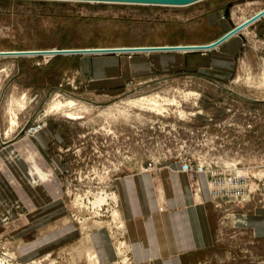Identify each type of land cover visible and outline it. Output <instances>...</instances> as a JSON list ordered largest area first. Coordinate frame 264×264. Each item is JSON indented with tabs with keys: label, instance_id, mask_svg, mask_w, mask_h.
Instances as JSON below:
<instances>
[{
	"label": "rangeland",
	"instance_id": "374dc122",
	"mask_svg": "<svg viewBox=\"0 0 264 264\" xmlns=\"http://www.w3.org/2000/svg\"><path fill=\"white\" fill-rule=\"evenodd\" d=\"M262 8L264 0H0V153L12 163L7 146L33 138L57 170L58 219L78 236L52 250L23 246L45 232H19L29 224L20 201L0 200V254L8 249L21 264H94V253L104 264L96 231L109 242L106 264H152L134 259L117 183L151 174L157 185L165 169L186 176L194 202H202L200 178L209 196L213 245L184 264H264V16L230 37L241 42L230 58L235 41L195 52L43 53L212 44Z\"/></svg>",
	"mask_w": 264,
	"mask_h": 264
},
{
	"label": "crops",
	"instance_id": "0c3cea01",
	"mask_svg": "<svg viewBox=\"0 0 264 264\" xmlns=\"http://www.w3.org/2000/svg\"><path fill=\"white\" fill-rule=\"evenodd\" d=\"M262 10L264 9L262 8L260 11ZM257 20L249 22L240 30ZM259 21L261 20L256 23ZM231 28L230 30H232ZM262 30L264 31V28ZM231 39L230 37L226 38L217 47L230 45L235 41L237 44L234 43V46L231 44L227 47V52L225 51V55L229 58L230 50L235 49L232 47L241 44V42H236V38ZM49 132L47 130L41 136L46 138ZM7 147H9L7 149H14V154H12L15 156L14 162L7 164L0 153V167L3 166L0 168V200L20 201V210H24L29 224L25 228H21L19 232H33L38 229L45 232L33 242L23 244V246L35 244V249L40 250L49 245L48 248L52 250L62 243L70 242L74 237L77 238L75 226L70 222H65L64 218L63 220L58 219L64 215V210L60 206L62 205L60 197H54L59 193V181L55 176L57 170L53 164H49L43 150L33 149V138H25ZM38 172L45 176V180L39 176ZM160 176L157 185H155L151 174L130 176L119 180L117 186L121 204L120 214L124 219L128 240L136 262L150 260L152 264H184L187 258L194 257L213 245L205 202H203L208 200L209 196L204 181L200 177L199 183L203 190L202 202L196 203L190 196L187 178L184 174H173L162 169ZM11 179L13 184L8 183ZM29 210H32L33 213H30ZM58 220H61L60 224H58ZM51 223H55L56 226L51 227ZM61 230L62 232L68 231L65 233L68 235L64 239H61L59 235L53 237ZM46 234L48 238H46ZM55 238L58 240L60 238L61 243L52 244ZM92 241L102 263L106 264L111 261L112 255L106 234L103 232L101 235L95 231L92 233ZM18 248L17 255L23 258L21 247L18 246ZM40 253L41 251H37L35 255L38 256ZM32 257L36 256L32 255L28 258Z\"/></svg>",
	"mask_w": 264,
	"mask_h": 264
},
{
	"label": "bare ground",
	"instance_id": "6f19581e",
	"mask_svg": "<svg viewBox=\"0 0 264 264\" xmlns=\"http://www.w3.org/2000/svg\"><path fill=\"white\" fill-rule=\"evenodd\" d=\"M262 16H264V10H262V11H260V12H258L257 14H255V15H253V16H251L250 18H248L247 20H244L242 23H240L236 28H235V30H233V31H230V32H228L227 34H225L226 35V37H225V39L226 38H229V37H231L232 35H234L236 32H238L242 27H244V25H246V24H248L249 22H252V21H254V20H259ZM224 35V36H225ZM200 46H198V45H190V46H177V47H175V46H173V47H171V46H163V47H150V48H133V49H125V48H115V49H96V50H92V52H94V51H96V52H98V53H104L105 51H114V52H124V51H131V50H136V51H140V50H147V51H189V50H194V49H197V48H199ZM213 48V47H212ZM86 51H88V50H86ZM91 51V50H90ZM56 52V51H55ZM43 53H45V54H52V53H54L53 51H47V52H43ZM71 104H73V103H71ZM70 104V105H71ZM139 104H141V102L139 103ZM58 106V105H57ZM58 109V108H57ZM73 115L72 114H68L66 117L67 118H69V119H71V120H74L75 118L74 117H72ZM117 202V201H116ZM115 202V203H116ZM113 203V202H112ZM116 211V210H115ZM113 220H115V221H119V218H121L120 216H119V212H115V213H113ZM120 224V223H119ZM122 224V223H121ZM119 226V225H118ZM122 227H123V225H122ZM120 228V227H119ZM8 252H10L8 249H6V251H5V253H3V254H0V258L1 259H7V262H6V264H21V263H19V260L15 257V256H13V258H10L8 255H6V253H8ZM10 253H12V252H10ZM87 257H88V259L89 260H94V264H98V259H97V256L96 255H94V253H89L88 255H87ZM43 261V260H42ZM50 264V263H48V261H44L43 263L41 262V261H37V262H32V263H30V264Z\"/></svg>",
	"mask_w": 264,
	"mask_h": 264
},
{
	"label": "water",
	"instance_id": "95a60500",
	"mask_svg": "<svg viewBox=\"0 0 264 264\" xmlns=\"http://www.w3.org/2000/svg\"><path fill=\"white\" fill-rule=\"evenodd\" d=\"M71 1H87V2H113V3H129V4H144V5H167V6H185L195 3L200 0H71ZM225 36H221L212 44L201 45L199 48L189 50L188 52L207 51L209 48L219 46L225 41ZM87 49H76L75 51H57L54 55H97L98 52L85 51ZM105 54L115 53L114 51H105ZM1 55H15V54H1ZM17 55V54H16Z\"/></svg>",
	"mask_w": 264,
	"mask_h": 264
}]
</instances>
